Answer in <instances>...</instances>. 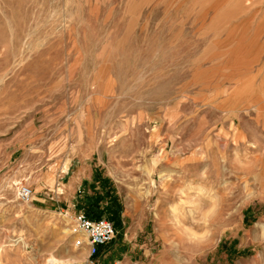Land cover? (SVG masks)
<instances>
[{
  "label": "rangeland",
  "instance_id": "rangeland-1",
  "mask_svg": "<svg viewBox=\"0 0 264 264\" xmlns=\"http://www.w3.org/2000/svg\"><path fill=\"white\" fill-rule=\"evenodd\" d=\"M0 264H264V0H0Z\"/></svg>",
  "mask_w": 264,
  "mask_h": 264
},
{
  "label": "built area",
  "instance_id": "built-area-1",
  "mask_svg": "<svg viewBox=\"0 0 264 264\" xmlns=\"http://www.w3.org/2000/svg\"><path fill=\"white\" fill-rule=\"evenodd\" d=\"M32 195L31 188L27 186H23L19 191V198L24 203H29ZM74 223L73 232L85 236L90 257L97 255L99 247L110 244L116 237V228L107 219L91 220L85 214L79 213L74 217ZM80 245L81 242L77 241L76 246Z\"/></svg>",
  "mask_w": 264,
  "mask_h": 264
},
{
  "label": "trees",
  "instance_id": "trees-1",
  "mask_svg": "<svg viewBox=\"0 0 264 264\" xmlns=\"http://www.w3.org/2000/svg\"><path fill=\"white\" fill-rule=\"evenodd\" d=\"M85 198L86 202L83 208L87 218L99 220V217L102 215H108L111 218H116L118 216V208H116L118 200L116 198H112L108 195L102 196L100 194ZM103 202L106 203V205H102Z\"/></svg>",
  "mask_w": 264,
  "mask_h": 264
},
{
  "label": "clouds",
  "instance_id": "clouds-1",
  "mask_svg": "<svg viewBox=\"0 0 264 264\" xmlns=\"http://www.w3.org/2000/svg\"><path fill=\"white\" fill-rule=\"evenodd\" d=\"M189 239H190V242L195 243V242H198L201 239V237L191 236Z\"/></svg>",
  "mask_w": 264,
  "mask_h": 264
},
{
  "label": "crops",
  "instance_id": "crops-1",
  "mask_svg": "<svg viewBox=\"0 0 264 264\" xmlns=\"http://www.w3.org/2000/svg\"><path fill=\"white\" fill-rule=\"evenodd\" d=\"M111 222H112V221H111ZM112 223H113V222H112ZM115 228H116V227H115ZM102 247H104V246L99 247V249H98V253L100 252V250H101Z\"/></svg>",
  "mask_w": 264,
  "mask_h": 264
}]
</instances>
